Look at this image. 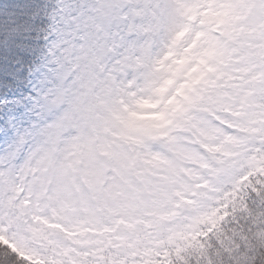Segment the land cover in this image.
Returning <instances> with one entry per match:
<instances>
[{
  "label": "snow or ice",
  "instance_id": "snow-or-ice-1",
  "mask_svg": "<svg viewBox=\"0 0 264 264\" xmlns=\"http://www.w3.org/2000/svg\"><path fill=\"white\" fill-rule=\"evenodd\" d=\"M0 264H264V0H0Z\"/></svg>",
  "mask_w": 264,
  "mask_h": 264
}]
</instances>
